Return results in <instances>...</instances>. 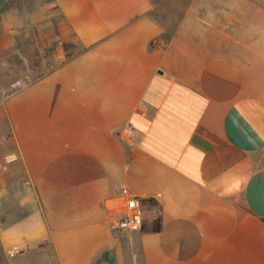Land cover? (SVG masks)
I'll return each instance as SVG.
<instances>
[{
    "label": "crops",
    "instance_id": "1",
    "mask_svg": "<svg viewBox=\"0 0 264 264\" xmlns=\"http://www.w3.org/2000/svg\"><path fill=\"white\" fill-rule=\"evenodd\" d=\"M53 3L79 49L0 111V264H264V0Z\"/></svg>",
    "mask_w": 264,
    "mask_h": 264
},
{
    "label": "rangeland",
    "instance_id": "2",
    "mask_svg": "<svg viewBox=\"0 0 264 264\" xmlns=\"http://www.w3.org/2000/svg\"><path fill=\"white\" fill-rule=\"evenodd\" d=\"M53 1L0 0V111L20 88L79 49L73 42H56L60 20ZM6 124L0 115V137Z\"/></svg>",
    "mask_w": 264,
    "mask_h": 264
},
{
    "label": "built area",
    "instance_id": "3",
    "mask_svg": "<svg viewBox=\"0 0 264 264\" xmlns=\"http://www.w3.org/2000/svg\"><path fill=\"white\" fill-rule=\"evenodd\" d=\"M2 101L0 100V103ZM121 194L124 197L123 211L111 222V229L117 233H126L130 236L142 230L147 211L140 198L131 196L125 189L122 190Z\"/></svg>",
    "mask_w": 264,
    "mask_h": 264
},
{
    "label": "trees",
    "instance_id": "4",
    "mask_svg": "<svg viewBox=\"0 0 264 264\" xmlns=\"http://www.w3.org/2000/svg\"><path fill=\"white\" fill-rule=\"evenodd\" d=\"M142 200V204L144 205L146 211H148V207H150L149 205H151V200L149 199H141ZM149 230L151 232H158L160 230V218L159 216H154L152 218V220H150V226H149Z\"/></svg>",
    "mask_w": 264,
    "mask_h": 264
}]
</instances>
